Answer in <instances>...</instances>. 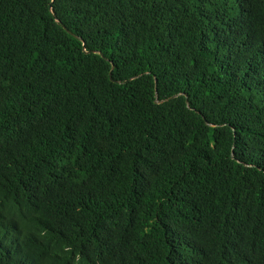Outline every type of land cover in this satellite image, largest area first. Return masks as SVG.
Segmentation results:
<instances>
[{"label": "trees", "instance_id": "trees-1", "mask_svg": "<svg viewBox=\"0 0 264 264\" xmlns=\"http://www.w3.org/2000/svg\"><path fill=\"white\" fill-rule=\"evenodd\" d=\"M0 264H264V0H0Z\"/></svg>", "mask_w": 264, "mask_h": 264}, {"label": "water", "instance_id": "water-1", "mask_svg": "<svg viewBox=\"0 0 264 264\" xmlns=\"http://www.w3.org/2000/svg\"><path fill=\"white\" fill-rule=\"evenodd\" d=\"M109 76H110V73H109Z\"/></svg>", "mask_w": 264, "mask_h": 264}]
</instances>
